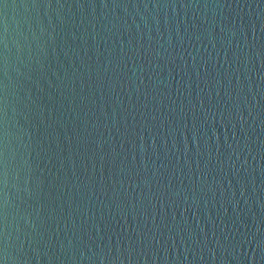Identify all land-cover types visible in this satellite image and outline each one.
<instances>
[{
	"label": "water",
	"instance_id": "obj_1",
	"mask_svg": "<svg viewBox=\"0 0 264 264\" xmlns=\"http://www.w3.org/2000/svg\"><path fill=\"white\" fill-rule=\"evenodd\" d=\"M0 264H264V0H0Z\"/></svg>",
	"mask_w": 264,
	"mask_h": 264
}]
</instances>
